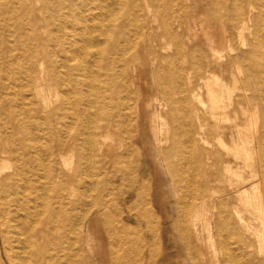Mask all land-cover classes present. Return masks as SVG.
Segmentation results:
<instances>
[{
  "label": "rangeland",
  "instance_id": "obj_1",
  "mask_svg": "<svg viewBox=\"0 0 264 264\" xmlns=\"http://www.w3.org/2000/svg\"><path fill=\"white\" fill-rule=\"evenodd\" d=\"M232 1L0 0V123L15 139L25 140L30 134V172L25 174L30 183V207L35 205L39 216L49 221L50 207L60 201L66 216L84 217L76 229L77 238L66 229L60 243L56 229L50 228L49 242L37 256L38 263L58 264L62 259L63 264H222L223 247H233L232 240L225 237L224 216L230 215L231 222L240 227L261 225L258 210L244 207L237 193L246 189L256 196L251 182H257L264 203V94L260 105L249 99L259 89L264 93V80L258 89L243 71L249 62L238 60L241 72L237 75L235 63L229 59L237 51L249 49L238 43L235 27H240L241 21L232 12L235 6L246 15L249 4ZM173 14L184 28L179 43L160 35V23ZM122 21L124 36L116 44L119 53L112 67L124 88L131 123L135 113L139 118V136L131 142L117 125L102 129L103 121L95 114L103 104L99 96L103 47ZM229 28L232 53L225 44ZM251 29H244L243 34L252 43L259 34ZM256 32H261L264 42V29ZM210 37L216 42H210ZM148 49L172 58L152 62L144 56ZM212 49H222L225 55L213 58ZM256 55L264 62L263 53ZM131 63L138 73L132 82ZM175 64L182 71L175 81L178 92H173L161 73L153 71L156 65L166 69ZM190 65L187 76L185 68ZM214 75L236 87L226 108L211 110L203 80ZM245 76L247 83H243ZM243 84L247 90H242ZM80 95L87 104L93 103L85 111V130L80 129ZM178 120L189 123V129L177 124ZM87 132L94 134V148L103 135L112 143L109 152L127 151V178L118 174L108 177L109 167L97 170V155L80 158L79 143ZM172 134L178 135L184 146L179 159L170 158L178 162L175 171H170L162 156ZM163 135L166 139L161 141ZM239 135L250 139L245 141L252 151L248 158L234 156L232 140H238ZM253 170L262 172L263 177L235 186ZM73 174L77 176L71 188L69 176ZM3 195L4 191L0 192L6 200ZM137 202L141 208L133 206ZM236 208L241 222L233 210ZM0 211L6 219L0 227V264H9L6 252L13 254L15 247L6 228L15 206L7 201ZM193 212L198 218L191 225L188 214ZM207 224L215 234V251L207 237ZM249 240L254 244L253 236ZM60 246L63 254L58 251ZM235 259L240 260L237 255Z\"/></svg>",
  "mask_w": 264,
  "mask_h": 264
},
{
  "label": "bare ground",
  "instance_id": "obj_2",
  "mask_svg": "<svg viewBox=\"0 0 264 264\" xmlns=\"http://www.w3.org/2000/svg\"><path fill=\"white\" fill-rule=\"evenodd\" d=\"M177 1V0H176ZM247 1L248 10L247 14L243 15L241 12H238V9L233 6L232 12L239 16L240 27H235L237 29V38L238 43L242 47H248L247 50H240V52H236L232 54L229 59L235 63V68L237 75L240 74L241 69L240 65L237 63L238 60H245L249 63H246L245 67L243 68L244 73L246 76L249 74V76L252 77L253 81L257 85L256 87L259 89L260 82L264 80V62L263 57H260L256 55L258 54H264V42L261 39V32L257 33L256 30H259L260 28L264 29V0H245ZM234 4V0L232 1ZM254 8H257V11L254 13L252 10ZM2 13L0 9V14ZM177 13V12H176ZM108 16V15H107ZM237 16V17H238ZM30 22V21H29ZM30 24V23H29ZM124 25V22L122 21L119 26L117 27L116 32L112 33L107 37V41L105 42V45L103 47L104 54L101 58V87L102 89L99 90L102 102L103 104L101 107L99 106L96 108L97 112L96 117L97 119L101 118L100 120L103 121L102 129H110L111 127L117 125L121 132H123L127 138L128 141H136L138 139V124H139V118L138 115L135 113L134 117L132 118L133 124L131 123V111L130 106L127 104V100L124 101L125 94L123 93L124 88H122V84H120L119 81L115 79V75L113 72V62L115 58V54L119 53L118 48L116 46L119 41L123 39L124 33L121 31L122 26ZM161 31L160 35L162 36H169V38L173 41L180 42V36L183 34L184 28H182L181 22L176 16L173 14V17L170 20H167L164 18L162 22L160 23ZM251 32L254 31L256 35L259 36L253 41L252 43L247 41L243 30L247 29ZM30 29V28H29ZM88 29V28H87ZM261 31V30H260ZM228 38H226V46L227 51L229 53H232L234 51V43L232 40V33L231 28L227 30ZM210 42H216L212 37H210ZM85 41V40H84ZM191 52V48H188ZM212 57L221 59L225 53L222 51V49H212ZM178 52V47L172 52L173 56ZM145 57H149L152 62H157V60H170L172 57L170 55H161L159 52H155L153 49L150 51L149 49L144 53ZM180 58V57H179ZM208 65V64H206ZM131 82L134 81L133 78L137 77V71L134 64L131 63ZM221 66V64H220ZM82 69H85V66L83 64ZM192 69V66H187L185 68V72L188 76ZM252 70L249 72V70ZM153 71L157 72L158 74L161 73L160 77L170 83L171 88L173 92H178L177 84H175V81H177L182 73L181 69L175 64V66L166 67V69H163L161 65H156L153 69ZM124 73L123 68L121 69V74ZM244 78L243 83H247V78ZM234 81H236L235 77L233 78ZM93 85V84H92ZM139 89V86H137ZM203 87L204 92L206 94L207 100H208V109H222L226 108L229 104V101L231 99L232 91L236 87L235 85L229 86L227 83H225L221 77L218 75H214L211 77H207L203 80ZM242 90H247V86L243 84L241 87ZM94 89V88H93ZM92 89V90H93ZM123 89V90H122ZM263 92L259 89L258 93L256 95L251 94L249 96V99L259 104L261 102V99L263 98ZM192 95L194 98L203 103V101L200 99L199 94L196 92H193ZM81 96V95H80ZM78 104L80 105V113H79V121H80V129L85 130L86 125L83 123L85 119V111L87 110V106L93 107V103L84 102L82 96L77 99ZM135 111L138 109V103L135 102ZM160 115V114H159ZM252 131L256 130V117L252 116ZM179 125H183V127L190 126L187 122L179 121L177 122ZM264 125V122H263ZM262 125V126H263ZM27 126V125H26ZM189 129V128H188ZM186 129V130H188ZM223 131V130H222ZM239 134V133H238ZM102 138L98 139L97 146L94 148L93 144L95 141V137L93 133H88L85 135V137L82 139V141L79 143V154L80 158L89 157L97 155V170L101 167L104 168H110L107 175L114 176L116 174L119 175L122 179L127 178V164L126 161V150L125 151H113L109 152V148L111 147L112 143H107L104 136ZM166 139V136H161L160 140L164 141ZM171 143L170 145L162 151L163 159L167 161V165L170 169V171L177 170L178 162H172L170 158L176 157L180 158L182 156V153L184 152V146L181 144V138L178 135L172 134L169 137ZM29 140V142L25 141ZM15 139L11 136V134H8L5 132V129L3 128L2 124L0 123V192L4 191L3 196H7L6 200L0 196V206L1 208L5 206V203L7 201L9 204H13L15 206L14 211V217L11 218V222L7 224L6 232H9L11 240L14 242V250L13 254L6 252V259L9 264H41L38 263L37 256L40 255L41 250L46 247L48 244V238L47 234L49 233V229L53 228L58 234V240L63 241L65 236L64 230H69L70 233H75L74 236L77 238L76 229L80 226L79 222H82V219L77 214H75L73 217H68L64 213V209L61 208L60 201L59 204L56 207L51 206L50 209L52 211V219L49 218V221H47L46 218L39 216L40 213L37 209H35V205H32L30 207V183L26 180L25 174L30 172V158L28 154L30 155V134L26 136V139ZM233 151L234 156H239L240 154L245 155V158H248L251 156V149L249 146H247L245 143L247 141H250V139L241 138V135H239V139H233ZM246 141V142H245ZM58 145H61V142L58 143ZM221 145L225 147V142L221 141ZM106 146V148H104ZM86 148V150H85ZM60 148L57 149V153L59 156H61V152L59 151ZM99 153V154H98ZM172 156V157H171ZM123 165L116 166V162H121ZM259 161V160H258ZM43 167V166H42ZM90 167V166H89ZM30 175V174H29ZM66 175V174H65ZM77 175L73 174L69 177L71 178V188H73V180L76 178ZM263 177V173L252 171L249 177H242L241 180L237 182L235 186L240 184L241 182H244L245 180H251L255 179L256 177ZM44 177V176H43ZM63 179V183L68 180V178ZM175 178V177H174ZM134 182L137 181V177L134 175L133 179ZM36 181V180H35ZM54 181V180H53ZM241 181V182H240ZM128 182V181H127ZM79 184H82L83 181L79 179ZM253 189V193L257 192V195L254 194H248L246 189H242L239 193V199L244 201L245 206H251L252 208H255L260 213L261 217V225L258 226L256 224H244L240 226L234 225V222H231V216L225 215L224 216V226H225V237L226 239H231L233 243V247L230 248L227 244H225L224 248V256L221 260L222 264H264V203L261 198L260 192L257 190L258 183L257 182H251ZM62 187H59L58 189H61ZM74 190V189H71ZM61 191V190H59ZM137 194H140V190L137 189ZM73 194V192H71ZM243 193V194H242ZM243 195V196H242ZM64 200V199H63ZM55 201V200H54ZM75 201H71V204H75ZM138 202L135 203L133 206L136 208H141ZM92 205H96V203H92ZM236 206H233L235 208ZM246 209V208H245ZM44 210V208H43ZM235 212V215L237 216L239 222L242 221V216L239 214V210L233 209ZM141 211L137 209V216H139ZM1 211H0V227L4 225L6 219L1 217ZM188 221L191 225H194L196 219L198 218V214H195L194 212L191 214H188ZM139 218V217H137ZM201 219V218H199ZM10 220V219H9ZM51 220V221H50ZM254 222V220H253ZM207 230V237L209 241L211 242V245L213 246V250L215 251L216 248L214 246V233L212 231L211 226L207 224L206 226ZM61 232V233H60ZM253 236L255 242L252 244L249 240V238ZM59 243V244H60ZM59 246V245H58ZM2 247V246H1ZM254 247V249H252ZM247 248V249H246ZM58 251H63V247H58ZM135 251H139V248L136 247ZM235 255L239 256L240 260L235 259ZM59 253L57 254V257H60ZM62 259H59L58 264H63Z\"/></svg>",
  "mask_w": 264,
  "mask_h": 264
}]
</instances>
